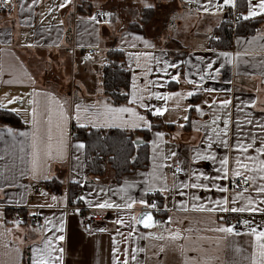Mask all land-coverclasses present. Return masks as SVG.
<instances>
[{"label":"crops","instance_id":"crops-1","mask_svg":"<svg viewBox=\"0 0 264 264\" xmlns=\"http://www.w3.org/2000/svg\"><path fill=\"white\" fill-rule=\"evenodd\" d=\"M234 3L13 0L10 9L0 10V110L21 120L0 124V264H23L25 255L29 264L41 257L51 264H117V258L119 264H259L248 226L238 234L218 229L236 215L259 229L264 212L224 213L214 203L228 197L237 207H264V195L255 190L264 186L259 171L264 153L257 151L264 147V13L255 9L259 0H246L241 11L238 0ZM250 10L258 14L248 19L262 18L255 30L235 32L231 46H219L222 23L239 13L242 18L231 23L235 30ZM101 11L112 15L97 24L91 17ZM90 49L95 52L89 54ZM109 49L122 50L130 72L129 98L121 104L111 102L103 88ZM113 108L133 112L112 118ZM156 108L166 110L156 115ZM149 112L168 128L150 129L148 166L118 182L110 165L103 176L86 173L85 143L74 138V125L135 131L147 128L135 114L151 123ZM135 141L139 146L144 135L136 132ZM237 141L252 147L243 152ZM225 157L228 179H215L224 175ZM171 162L185 173L171 171ZM237 170L255 179L231 187ZM199 173L212 182L198 179ZM191 183L208 188L183 187ZM153 194L167 223L144 228L137 221L148 210L139 201ZM133 200L131 208L123 206ZM104 201L113 207H96ZM92 211L105 218L96 230L86 231L82 215ZM16 214L25 220L17 222ZM61 234L63 241L56 239Z\"/></svg>","mask_w":264,"mask_h":264},{"label":"trees","instance_id":"trees-1","mask_svg":"<svg viewBox=\"0 0 264 264\" xmlns=\"http://www.w3.org/2000/svg\"><path fill=\"white\" fill-rule=\"evenodd\" d=\"M247 6L246 0H238V10H244ZM149 17L153 15L152 9H148ZM146 16L147 19L149 18ZM262 18L245 19L237 24L234 30L231 22L226 20L217 29L219 34L218 45L223 47L231 46L233 34L251 33ZM131 27L140 28L138 25ZM107 64L102 70V82L104 92L108 99L121 104L129 98L130 72L126 68L123 52L120 49H109L107 53ZM151 120V128H165L168 126L161 119L151 112L148 113ZM20 125V118L11 111L0 110V124ZM74 138H78L85 143L86 152V173L93 176H103L107 165L115 172V181H120L122 176L138 167L148 166V128L139 130H125L119 128L101 129L86 126L74 125ZM141 132L144 141L137 146L135 133ZM75 194L72 195V197ZM23 264H29V256L25 255Z\"/></svg>","mask_w":264,"mask_h":264},{"label":"snow or ice","instance_id":"snow-or-ice-1","mask_svg":"<svg viewBox=\"0 0 264 264\" xmlns=\"http://www.w3.org/2000/svg\"><path fill=\"white\" fill-rule=\"evenodd\" d=\"M223 4L224 5H232L233 7L235 6L234 0H223ZM60 7L63 8V7H65V5L61 4ZM148 7H152V6L148 5ZM255 9H258L259 12L264 13V0H259V3L255 6ZM257 14L258 13H257L256 10H250L248 12V16H245L244 19H248V17L255 16ZM97 15H103L105 17H110L112 14L110 12H100V13H97ZM91 19L94 20L97 24L107 22L106 20L105 21L96 20L95 16L91 17ZM139 39H143V38L139 37ZM144 42L146 44L148 43L147 41H144ZM88 58H90V57H88ZM173 79H178V77H173ZM189 95H192V93H189ZM157 98L158 99H166L167 97L157 96ZM221 103L227 105V104L230 103V101L224 100ZM0 107H3V105L0 104ZM145 107L147 108V105H145ZM165 110L166 109L156 108L154 110V114L162 115ZM13 111H16V110L13 109ZM77 111L79 112V106H77ZM109 112L112 114V118H119V114L120 113H130V112H133V110L129 109V108H113V109H109ZM34 114H35V110H34ZM135 115H137V118L139 119V121L145 127H147L149 130L151 129V127H152L151 123L148 122L144 116L139 115V114H135ZM185 119H187V118L185 117ZM249 123H251V121H249ZM136 126H137L136 124H133V127H136ZM225 127H227V125H225ZM9 131H11V130L9 129ZM156 135L157 136H163V133L157 132ZM224 135L227 136V132L226 131L224 132ZM221 143L223 144V146L228 147L226 140H222ZM80 146L83 147V145H80ZM208 147L211 148L212 145L209 144ZM237 147H238L239 150H241L243 152H247L248 148L252 147V145L251 144L244 145L243 143L237 141ZM257 151H259L261 153H264V147H261V148L257 149ZM172 155L174 156L175 153H172ZM197 156H198V158H203V159H215V157H212V156L200 157L199 153L197 154ZM248 159L254 160L255 158L254 157H248ZM236 162L241 167L247 168V165L246 164H242L241 161L239 160V158H237ZM221 165H222V168H223L224 175H223V177H219L218 176L215 179H228V167H227L228 159L226 157L221 160ZM176 171L179 172L180 169H177ZM259 171L264 172V161L260 162ZM201 177H203L204 180H208L210 183L213 180V178L207 177L203 173H199L197 178L199 179ZM235 177H239V178H242V179H245V180H247V179H255V177H249V176L243 175L239 170H237L235 172ZM260 179L264 180V176H261ZM213 186H215V185H213ZM183 187L208 188V184L191 183V184H184ZM152 190L153 189H149V191H152ZM217 190L221 191V192H227L228 191L227 187H217ZM255 190L258 193L264 195V186H257ZM159 191L160 192L168 191V189L162 188V189H159ZM245 191H247V189H245ZM196 198L199 199V197H196ZM53 199H55V197H53ZM81 199H83V197H81ZM135 203H136V201L133 200L131 203L125 204L123 206L131 208L133 206V204H135ZM139 203L145 205L146 209L147 208H151V209L155 210L157 208V205L155 203H151L150 204L149 201L145 200V199H141L139 201ZM214 203L217 205V209L219 211H221V212H224V213H228V212H231V213H242V212H257V211L264 212V207H261V208L251 207V206H249V207H237V206H235L236 205V201L235 200H232L231 205H230L228 197H223L222 200H217ZM260 203L264 204V200H261ZM115 206L116 207H121V205H115ZM96 207H99V208H110V207H113V204L109 203L108 201H104L103 203H98L96 205ZM76 211L78 212L79 209H77ZM133 219H136V218L133 217ZM221 219H223V217H221ZM137 222L138 223H142L144 225V227H146V228L153 226L154 217H153L152 212L151 211H144L141 214V218ZM118 223H123V220L118 221ZM238 223H239V221H238ZM243 224L245 226H248L250 232L252 233V235L255 236L256 241H257V247L259 249V255H260L259 264H264V227H261L259 229L257 227H251L250 226V222L248 220H244ZM218 230L222 231V232L232 233V232L235 231V228L231 224H228L226 227L220 228ZM58 231L60 233L64 232V222H63V220H61V226L58 229ZM101 231H103V229H101ZM56 239H58L59 241H63L65 239V236L63 234H61L58 237H56ZM59 251L63 252V249L61 248V249H59ZM114 251H118V249H114ZM33 264H51V261L49 259H45V258L41 257L39 259H35ZM117 264H119L118 258H117ZM123 264H127V261H124Z\"/></svg>","mask_w":264,"mask_h":264},{"label":"built area","instance_id":"built-area-1","mask_svg":"<svg viewBox=\"0 0 264 264\" xmlns=\"http://www.w3.org/2000/svg\"><path fill=\"white\" fill-rule=\"evenodd\" d=\"M13 5V0H0V10L2 9H10ZM103 12V11H101ZM107 17L103 16V15H97L96 19L97 20H101L104 21L106 20ZM242 18V16L239 13H236L235 11H233V13L230 15V21L232 23V25H236L237 21H239ZM216 38L218 39V36H216ZM89 54H93L95 52V49H90ZM180 169L179 172H177L176 170ZM170 170L173 171L176 174L182 175L185 173V170L183 169V167L177 163V162H171L170 163ZM250 183V179H242L239 177H232L229 179V185L231 187H241V186H246L249 185ZM149 203H155L157 205V208L151 209V208H147L148 211H151L153 214H155V219H154V223L155 224H163L166 222L165 218L163 216H161L159 214V210H158V205H159V197L156 194H153L149 200ZM15 220L19 223L23 222L25 220V216L21 215V214H16L14 216ZM105 218V214L99 211H92V212H84L82 215V219H81V224L82 227L84 228V230L86 231H94L98 228L99 224L101 221H103ZM239 221V223H238ZM243 217L241 215H236L234 217H228L227 218V225L231 224L232 226H234L235 231L233 233H240L242 228H243ZM37 226L39 228L43 227V223L40 221H37ZM167 223V222H166Z\"/></svg>","mask_w":264,"mask_h":264},{"label":"water","instance_id":"water-1","mask_svg":"<svg viewBox=\"0 0 264 264\" xmlns=\"http://www.w3.org/2000/svg\"><path fill=\"white\" fill-rule=\"evenodd\" d=\"M153 214V213H152ZM153 217H154V219H155V216H154V214H153ZM140 218H141V216H140ZM140 225L142 226V227H144V225L142 224V223H140ZM155 225V223H153V226ZM152 227V226H151ZM144 228H146V227H144ZM147 228H149V227H147Z\"/></svg>","mask_w":264,"mask_h":264}]
</instances>
